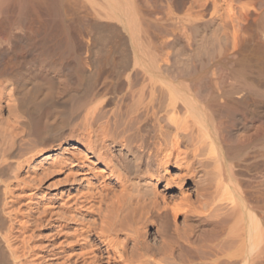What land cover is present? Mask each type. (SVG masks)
Listing matches in <instances>:
<instances>
[{"label":"bare ground","instance_id":"6f19581e","mask_svg":"<svg viewBox=\"0 0 264 264\" xmlns=\"http://www.w3.org/2000/svg\"><path fill=\"white\" fill-rule=\"evenodd\" d=\"M0 264H264V0H0Z\"/></svg>","mask_w":264,"mask_h":264}]
</instances>
